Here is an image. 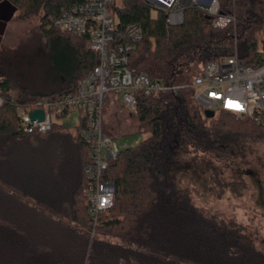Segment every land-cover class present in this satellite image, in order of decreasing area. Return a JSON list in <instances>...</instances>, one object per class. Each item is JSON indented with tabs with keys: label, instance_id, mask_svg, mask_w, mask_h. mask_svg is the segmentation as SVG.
I'll use <instances>...</instances> for the list:
<instances>
[{
	"label": "trees",
	"instance_id": "1",
	"mask_svg": "<svg viewBox=\"0 0 264 264\" xmlns=\"http://www.w3.org/2000/svg\"><path fill=\"white\" fill-rule=\"evenodd\" d=\"M78 2L0 0V14L8 18L14 13L11 5L23 13L43 9L47 39H66L74 63L58 94L73 92L98 64L87 37L47 28L50 16ZM219 2L223 13L237 15L236 26L217 29L196 7L184 11L182 24L169 26L166 14L140 0H121L113 9L120 25L143 28V40L130 54L131 70L153 80L191 84L208 61L234 53L236 38L244 64L262 65L257 47L258 38L264 41V0ZM0 93V264H264V254L243 230L205 216L176 176L181 151L208 154L224 149L241 132L264 130L252 119L224 110L208 119L191 87L140 95L131 115L149 137L121 150L110 163L105 178L115 184L114 206L100 216L92 237L83 195L90 162V147L80 137L83 123L74 134L59 124L50 136L24 134L18 106L42 96L25 94L5 77Z\"/></svg>",
	"mask_w": 264,
	"mask_h": 264
},
{
	"label": "built area",
	"instance_id": "2",
	"mask_svg": "<svg viewBox=\"0 0 264 264\" xmlns=\"http://www.w3.org/2000/svg\"><path fill=\"white\" fill-rule=\"evenodd\" d=\"M140 1L155 13L166 14L169 26L182 24L188 7L198 8L220 30L238 22L237 15L222 12L219 0ZM116 4L117 0H80L60 15L49 17L48 29L87 37V48L97 56L98 64L73 92L42 96L17 109L19 130L27 135L49 134L61 119L70 118L74 112L81 114L80 137L90 147L83 195L94 226L92 237L100 216L114 206L115 184L105 178L110 163L121 151L105 129L106 104L113 100L114 94H120L131 113L136 111L140 95L179 93L191 87L195 90V101L205 110H224L264 127V63L258 67L245 65L238 52V38L232 55L208 61L191 84L153 80L129 67L130 54L143 40V28L137 23L121 26L113 13ZM257 48L264 57L263 40H258ZM3 104L0 93V108ZM34 111L43 112V120L32 119Z\"/></svg>",
	"mask_w": 264,
	"mask_h": 264
},
{
	"label": "rangeland",
	"instance_id": "3",
	"mask_svg": "<svg viewBox=\"0 0 264 264\" xmlns=\"http://www.w3.org/2000/svg\"><path fill=\"white\" fill-rule=\"evenodd\" d=\"M11 6L15 13L5 39H0V78H9L27 95L58 94L74 63L66 39H47L41 27L43 9L23 13ZM114 96L121 107L106 104V130L120 150L135 147L149 133L139 132L137 121L131 117L133 112L123 107L120 94ZM80 116L74 112L59 125L74 134ZM233 139L224 149L208 154L193 149L181 151L176 168L178 185L189 192L193 204L205 216L238 226L264 254V130L244 131ZM103 238L120 242L109 236Z\"/></svg>",
	"mask_w": 264,
	"mask_h": 264
},
{
	"label": "crops",
	"instance_id": "4",
	"mask_svg": "<svg viewBox=\"0 0 264 264\" xmlns=\"http://www.w3.org/2000/svg\"><path fill=\"white\" fill-rule=\"evenodd\" d=\"M14 13H15V11H14ZM14 13H13V15H14ZM13 15H12V17H13ZM11 18H8L7 16L0 14V39H5V35L7 33L8 26H9V22H10V19ZM116 100L117 99L114 97L113 100L110 101L111 102V105H110L111 107L112 106H116V105H118V106L121 107L120 103H118ZM122 105H123V103H122ZM123 107L125 108L124 105H123ZM131 117H132V115H131ZM107 124H108V122H107V115L105 114V128L106 129H107Z\"/></svg>",
	"mask_w": 264,
	"mask_h": 264
},
{
	"label": "water",
	"instance_id": "5",
	"mask_svg": "<svg viewBox=\"0 0 264 264\" xmlns=\"http://www.w3.org/2000/svg\"><path fill=\"white\" fill-rule=\"evenodd\" d=\"M205 116L208 119H213L216 116V112L212 111V110H205ZM31 118L32 119L43 120V112L34 111V112L31 113Z\"/></svg>",
	"mask_w": 264,
	"mask_h": 264
}]
</instances>
